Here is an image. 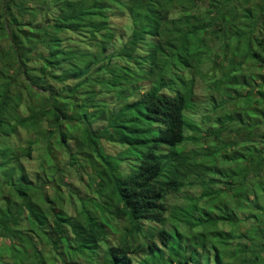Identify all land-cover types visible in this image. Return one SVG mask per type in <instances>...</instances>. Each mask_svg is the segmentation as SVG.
Here are the masks:
<instances>
[{
	"label": "trees",
	"instance_id": "obj_1",
	"mask_svg": "<svg viewBox=\"0 0 264 264\" xmlns=\"http://www.w3.org/2000/svg\"><path fill=\"white\" fill-rule=\"evenodd\" d=\"M0 1V264H264V4ZM40 12L47 30H24ZM201 85L237 110L207 131ZM67 176L86 187L76 216L48 192L67 200Z\"/></svg>",
	"mask_w": 264,
	"mask_h": 264
},
{
	"label": "rangeland",
	"instance_id": "obj_2",
	"mask_svg": "<svg viewBox=\"0 0 264 264\" xmlns=\"http://www.w3.org/2000/svg\"><path fill=\"white\" fill-rule=\"evenodd\" d=\"M225 1L226 0H200L197 3V8L196 9H197V11H200V12L201 11L202 12H206L207 9L210 10L211 8H214L213 6H220ZM33 2L36 5H41L42 3H45V2H46V4L49 3L47 0H33ZM0 3H1V1H0ZM235 4L239 5L241 8L242 7L254 8L256 6L257 9H258V6L261 7V4L263 5L264 2H263V0H249V3L248 4H245L243 2V0H231L228 5L229 6L230 5L231 6H234ZM31 6L32 5H29V7H31ZM56 12H57L56 9H53V11L49 14V16L54 17L55 14H56ZM36 15H37V17L35 19H32L29 15L28 16H25L22 19L23 20L22 22H24V25L22 26V28L24 30H28L29 32H31L30 26H32V28L33 27H36L37 28V32H40V31L45 32L47 30L46 20H44L42 18V13L41 12L38 13V14L36 13ZM216 15L217 14H215V15L213 14L212 16L214 17ZM261 23L264 25V18L261 20ZM258 30H259V34L260 35H263L264 34V26L259 25ZM199 35H200L199 37H202L203 40H204V42L206 44H208L207 47L209 49H211L210 50L212 52L211 55L212 56L214 55L213 56L214 60L217 58L215 62L218 63L221 59L218 58L216 54L218 52H221V51H220V49H217V48H219L221 46V44H222L221 42H222L223 39L220 37V35L218 37H215L214 38L215 33L214 34L207 33L204 36H203V34H199ZM8 47H9L8 39L6 37L0 35V56H1L2 52L5 51ZM40 50H42V48H40ZM205 64H206V67H205V71H206V68L209 69L210 67L213 66V60L212 59L211 60L207 59L205 61ZM1 68H6V67H5V64L0 61V70H1ZM203 70H204V68L202 69V74L205 75L204 73H206V72H203ZM243 70L245 71V73H258V70L254 66V62H250V61H248L245 64V68ZM8 71H10V74H12V75L15 73L13 70H11L10 67H9ZM19 79H20V82H24L25 77L22 74H19ZM203 88H204V86H202V85L199 86L198 91H200V92L198 94V91H197V94H198V96L200 95V98H201V100L203 101V104H204L203 106L205 107V110H208V111L205 112L204 110H200V113L205 114L204 115L205 117L203 119L199 120V123L198 122H196V123L200 127V129H202L203 131H207L210 127L216 126L214 124L215 123V118H217L219 115H229V114H233L234 112H232L233 110H228V109H224L223 110V109H219V108L216 109V111H214L213 108H212V106H209L208 105L209 103H208L207 97H205L209 93L208 92L207 93H204L205 90ZM199 102H201V101L199 100ZM203 106L201 105L199 109H202ZM234 107L238 108V105L237 106L234 105L232 107V109ZM236 112H237V110L235 111V113ZM190 116H192V115H190V113H188V121H189V123L192 124V121H195V120L192 119ZM31 134L33 136H36L35 134H37V135H39V137L41 135L40 133H35V134L31 133ZM32 135H29L27 133H23L21 139L14 138L12 140L15 142V144H17V145L19 144L21 147H25L27 145L26 144L27 140H30V136H32ZM191 135H194V136H196L198 138L197 140H195V145L196 146H201V147L208 146L207 144H208L209 140H211L208 136H205V135H202V134L192 133ZM224 138H226L228 140L230 139V141L232 140V138L229 137V135H227V137H224ZM192 145L195 146L194 144H192ZM227 150L230 151V149H227ZM34 151H35L34 152V155L37 158L36 160L38 162L40 160V158H41L39 156L40 149L39 150L36 149ZM55 152L58 155L57 158H56L57 160H52V162H54L53 164H55L56 166L59 167L60 166V161H61V157L60 156L63 153V150L56 149ZM37 166H38V163H37ZM52 174L53 173H51V172H48L47 173V175L49 176V178L52 177ZM64 181L65 182L62 185L63 186V189L62 190H63V194L65 195V197H67V200H65L63 202L62 200H60V199L57 198V196H56V194H55L54 191H48V192H49L50 196L52 197V199H54V201L56 202V206H62V207H64L67 210V212H69V214L76 216V211H74V205L77 202V198H74V197H72L70 195V190L71 191H73V190L74 191L79 190V192L81 193V196H83V193L85 192L86 187L82 183H79V180H77V178L75 176H73V177L67 176L66 179L64 178ZM216 188L218 190L221 187L220 186H217ZM91 196L93 197L95 195H93L91 193ZM74 218H76V217H74ZM75 231L78 233V235H81L82 237H84L86 235V231H85V229L81 225H78V227L75 229ZM155 232H159V231H155ZM155 236H157L156 238H158L160 235L158 233ZM33 239L34 240H37V238L35 236L33 237ZM138 239H140V238H138ZM140 241H141V244H144V243L147 244L146 239H143V240L141 239ZM9 243H10L9 240H6V239L0 240V246H2L3 244H9ZM146 244L142 245V248H141L142 250L145 249Z\"/></svg>",
	"mask_w": 264,
	"mask_h": 264
},
{
	"label": "crops",
	"instance_id": "obj_3",
	"mask_svg": "<svg viewBox=\"0 0 264 264\" xmlns=\"http://www.w3.org/2000/svg\"><path fill=\"white\" fill-rule=\"evenodd\" d=\"M94 111V110H93Z\"/></svg>",
	"mask_w": 264,
	"mask_h": 264
}]
</instances>
